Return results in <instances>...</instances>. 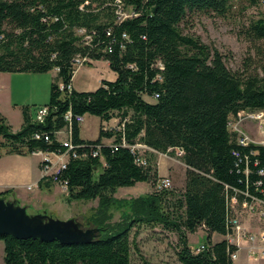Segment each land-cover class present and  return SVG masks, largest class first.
I'll use <instances>...</instances> for the list:
<instances>
[{"label":"trees","instance_id":"16d2710c","mask_svg":"<svg viewBox=\"0 0 264 264\" xmlns=\"http://www.w3.org/2000/svg\"><path fill=\"white\" fill-rule=\"evenodd\" d=\"M236 2L258 6L264 0H0V72L57 70L44 123L26 106L23 127L14 132L0 114V150L64 153L56 134L68 127V111L104 123L118 117L114 127L101 125L94 141L83 140L81 125L73 122L75 151L57 174L59 184L72 200L99 199V213L113 204L119 188L153 186L131 202L127 218L88 243L1 235L4 264H132L133 253L141 254L133 231L142 226L175 233L181 264H235L230 255L237 248L212 237L228 234L231 198L242 202L241 192H264V145L243 146L230 128L243 112L264 110V46L257 47L255 70L235 72L217 48L185 34L182 25L198 13L227 17ZM240 35L264 42V18L250 20ZM78 60L88 66L107 61L117 78L92 92H69ZM158 154L177 156L187 167L183 189H156L162 179ZM45 185L55 183L42 178L39 186ZM200 229L209 245L196 253L189 235ZM141 261L151 264L143 256Z\"/></svg>","mask_w":264,"mask_h":264},{"label":"rangeland","instance_id":"374dc122","mask_svg":"<svg viewBox=\"0 0 264 264\" xmlns=\"http://www.w3.org/2000/svg\"><path fill=\"white\" fill-rule=\"evenodd\" d=\"M259 18H264V3L258 6H248L245 3L236 2L231 14L227 17L198 13L191 16L182 26L185 34L200 38L205 44L217 48L223 54L228 68L235 72L244 73L248 69L255 70V66H257V62L259 61L256 52L257 47L264 46V42H257L256 44L249 42L241 37L240 32L244 26L248 25L250 20ZM83 64L86 65L85 63ZM100 73L101 66L99 64L97 67L86 66L77 69L75 74L76 87L80 89H93L97 85V78ZM0 74L5 79V82H0V114L10 119L14 127L21 122V110L23 107L28 106L33 111H37L39 107L49 103L51 85L56 78L54 71L39 74L3 72ZM8 82L10 84L7 85ZM255 113L257 111L243 112L241 116L245 119L242 123L243 125L250 124L257 129L260 135L258 139L264 145V132H262L264 130V118L263 120L247 118L249 115ZM87 116L83 124L85 129L84 135L89 138H97L100 121L96 116ZM118 122L119 118L115 117L108 124V127H114ZM242 123L238 125L239 130ZM231 130H234V126H231ZM250 140L254 143V140L251 138ZM158 157H163V155H158ZM176 158L179 160L177 156ZM54 159L56 160V158ZM39 160L40 157L36 154L31 155L25 159V165L19 167V169L28 168L34 177H36L39 174ZM168 162H170L169 159L161 158V167L167 168ZM175 166V174L168 175L166 178L170 177L169 179L172 182L173 188L179 189L178 187L181 186L184 175V167L180 160ZM99 172L96 173V176ZM29 181L31 180L27 181L26 177H20L18 183H24L19 184L23 185L21 189L28 195L34 196L38 194V187L36 186L37 184H33L31 185V187H34L33 191L28 192L25 188L30 185ZM121 189L129 192L135 191L132 187H123ZM150 191H153L152 185L143 186L136 195L131 197L122 191H116L113 197L114 202L105 213H99V199L72 200L69 198V192L57 184H55L54 189L41 194V199H38L30 206L17 200L14 195H8L3 199L6 202H15L21 207H25L30 217L41 215L45 217V222H48L50 219L62 222L72 221L77 226V230H95V234L101 236L106 227H111L122 222L131 214V202L133 200L148 195ZM233 204L236 207L238 203L233 201L231 208ZM234 209L236 208H232V210ZM96 220H99V223L96 224ZM134 232H137V243L141 254L139 252L133 253L132 264H142L141 256L151 264H181L177 255L179 248L178 237L175 233L165 232L162 228L153 230L144 226L134 229ZM221 238L216 236L214 239L216 241ZM190 241L192 249L203 244L209 245L206 234L202 231L191 234ZM242 252H239L238 262L244 259ZM4 256V243L0 242V264H4Z\"/></svg>","mask_w":264,"mask_h":264},{"label":"crops","instance_id":"0c3cea01","mask_svg":"<svg viewBox=\"0 0 264 264\" xmlns=\"http://www.w3.org/2000/svg\"><path fill=\"white\" fill-rule=\"evenodd\" d=\"M98 64L101 66V73L98 75L97 85L93 89H80L79 87H76V85H75V74H76V72H75L73 80H72V86H73L74 90H76L78 92H92V91H95L96 89H98L100 87L101 82L103 80H108V81H115L116 80L117 75L115 72H113L110 69L109 63L107 61H91L90 67H97ZM86 66H88V65L82 64V65L77 66V69H79V68L81 69V68H84ZM54 72L56 73V76H57V70H54ZM0 73H2V72H0ZM0 82H5L4 76L2 74H0ZM8 84H10V83L8 82L7 85ZM86 117H88V116L87 115L84 116V122H85ZM6 119L8 120V122H9V124H10V126L14 132H17V131L22 129L23 123H24L22 110H21V122L16 127L13 126L10 119H8L7 117H6ZM98 119L100 121L99 122V133H100L101 125H107L113 121L112 120L109 123H104L101 121L100 118H98ZM238 119H239V117L233 118L232 122H234V120L237 121ZM83 124L81 125L80 137L83 140H90V141L97 140L99 138V133H98L97 138H89V137H86L84 135L85 129H84ZM230 128H231V126H230ZM240 131L242 133H244L245 135H247L248 137H250L252 140H254V144L262 145L261 144L262 142L259 141V139H258V138H260V135L258 133L259 131L257 129H255L254 127H252L250 124H244L243 125V123H242V125L240 126ZM57 138L60 142L67 141L69 139L68 130L67 129L62 130V132L57 135ZM1 140L2 139H0V141ZM103 142L109 144L112 142V140L111 139H104ZM34 154H36L38 157H40V160L38 162L39 174L36 177H34L33 173H31L28 170V168L27 169H23V168L19 169V167L25 165V163H24L25 159H27L29 156L34 155ZM31 155L21 156V155H16V154H7L4 150H0V194L11 190L12 193H10L9 195H11V196L14 195L17 200L24 202L28 206L33 205L38 199L40 200L42 197L41 194L47 192L48 190L55 188V185H52L51 187H47V185H45L42 188L39 186V182L43 178L42 177V171L40 168L41 156L38 153H33ZM158 155H163V157H158L157 167H158L159 176L163 179V178H166L168 175H174L175 171H176L175 165H177V162L179 160L176 157L172 158V157H169V156L164 155V154H158ZM177 155L180 156V152L177 151ZM161 158H166V159L170 160V162H168L167 168L161 167V165H160V159ZM182 165L184 167V175L182 177L181 186L178 187L179 189L184 188L185 180H186L187 167L183 163H182ZM20 177H26L27 181L31 180V181H29L30 185H28L25 188L28 192H32L34 189V187H32V189H29V186H31L33 184H37L36 186L38 187L37 188L38 194H36L34 196H30L26 192H24L21 189V187L23 185H19V184H24V183H18ZM146 185L150 186L151 184H149V183H143V184L137 183L135 186H132V188L135 189V191H133V192H129V191L124 190V189L122 190L121 188H119L117 190V192L122 191L123 193H126V194H128L129 197H131V196L136 195L138 193L139 189H141L143 186H146ZM149 193H151V191ZM237 203L238 204L236 205V207H234V204H233L232 208H236V209H234L235 210L234 211L231 208V213L238 215L241 219L242 225L246 229H248L249 231H251L255 234L264 233V220H261L258 217L253 216L252 214L248 213L243 208L242 203L240 201H238ZM199 231H202L203 233H205V231L203 229H200ZM216 236L222 237L221 239L226 238L224 236L214 234L212 237L213 243H217V242L222 241L221 239L215 241L214 238ZM190 238H191V234L189 235V243L191 242ZM190 246H191V244H190ZM255 246H256L257 250H259L260 247L262 246V244L256 243ZM249 247H250V244L244 243V246H243L242 250L240 251V253L243 251L242 253L244 254L243 255L244 259L240 262H238V260H239L238 259L234 263L235 264H264V258H260L258 261H254V260L249 258V256H248Z\"/></svg>","mask_w":264,"mask_h":264},{"label":"built area","instance_id":"2783aa9c","mask_svg":"<svg viewBox=\"0 0 264 264\" xmlns=\"http://www.w3.org/2000/svg\"><path fill=\"white\" fill-rule=\"evenodd\" d=\"M83 33V30L81 31ZM84 63V60H78L77 66L82 65ZM60 90L64 91L66 88L64 84H60ZM67 89L69 92H72L73 86L70 84ZM49 107L47 106H41L38 108V110L35 112V120L39 123H44L48 114H49ZM66 121L68 122V127L66 128L69 133V139L67 141H62L63 146L66 148V151L64 153H48V152H42L38 151V153L42 159H41V171H42V177L46 180L52 179L53 182L61 187H64L67 191V186L59 184L57 174L61 171V169L65 168L69 158L70 153L75 151V146L72 142V124L75 121L76 123L82 125L84 123V116H76L74 117L72 114V111H68L65 115ZM247 118H252L256 120H263L264 118V110L257 111V113L253 115H249ZM245 118H242V116H239V119L235 122H231V126H234V131L238 132L239 144L243 146L249 145L251 142L250 137L242 133L238 125H240ZM62 131L58 132L56 135L60 134ZM264 132V130H262ZM37 139L40 138L39 135L36 136ZM48 140V138H46ZM136 148L140 149L143 148V146L138 145ZM99 155L98 151L93 152V156L96 157ZM181 155V154H180ZM73 156H77L74 154ZM56 158V160L54 159ZM139 164H145V161L141 158L138 160ZM57 167V168H56ZM56 168V169H55ZM259 174L261 176H264V169H261L259 171ZM260 185L262 184L259 182ZM172 182L169 178H163L159 181V183L156 186V189L158 191H161L163 189H170L172 188ZM29 189H32L30 186ZM245 199L241 202L243 208L253 216L258 217L261 220H264V192H262V196H253L250 195L248 192H241ZM236 201L238 202V198L235 196L231 198L230 200V213L228 216V234L226 235V240L228 241L229 245L235 246L237 250L231 253L230 257L233 262H235L239 257V252L242 250L244 243L250 244L248 255L249 258L258 261L260 258H264V233L261 234H255L248 229H246L242 223L241 219L238 215L231 213V205L232 202ZM261 243L262 246L259 250H257L255 244ZM207 249V246L205 244L199 245L193 248L194 252L200 253Z\"/></svg>","mask_w":264,"mask_h":264},{"label":"water","instance_id":"95a60500","mask_svg":"<svg viewBox=\"0 0 264 264\" xmlns=\"http://www.w3.org/2000/svg\"><path fill=\"white\" fill-rule=\"evenodd\" d=\"M44 220V216L30 217L25 207L0 198V236L11 235L17 239H40L46 242L58 241L65 245L88 243L100 237L95 234V230H77L72 221Z\"/></svg>","mask_w":264,"mask_h":264}]
</instances>
